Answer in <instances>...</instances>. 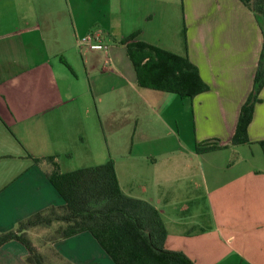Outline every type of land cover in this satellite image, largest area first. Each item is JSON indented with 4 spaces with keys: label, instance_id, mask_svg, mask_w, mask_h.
<instances>
[{
    "label": "crops",
    "instance_id": "crops-1",
    "mask_svg": "<svg viewBox=\"0 0 264 264\" xmlns=\"http://www.w3.org/2000/svg\"><path fill=\"white\" fill-rule=\"evenodd\" d=\"M173 5L167 0H113L104 6L98 0H0L1 231L64 203L47 167L29 155H57L66 171L63 155L81 151L89 153L91 165L112 159L123 192L158 209L167 229L166 249L183 252L196 264H264V153L250 159L251 146L264 140V87L248 128L249 143L231 146L253 87L261 30L240 0H183L186 45L182 37L181 43L167 44L168 29L175 26L167 16ZM136 31V40L186 51L209 89L193 98L149 88L141 92L126 47L108 44ZM90 32L109 45L108 56L80 42ZM78 82L79 93L73 89ZM125 87L135 94L126 97ZM83 91L95 103L82 97ZM186 99L192 125L188 143L181 138L187 133L182 126ZM123 105L134 110L130 142L116 134L109 139L102 120H117ZM141 116L153 119L152 133H138ZM158 127L167 134L157 136ZM213 139L229 147L196 152L197 144ZM203 214L206 225L199 222ZM41 251L73 264H115L88 231ZM27 254L22 243L8 242L0 248V264H28Z\"/></svg>",
    "mask_w": 264,
    "mask_h": 264
},
{
    "label": "trees",
    "instance_id": "trees-1",
    "mask_svg": "<svg viewBox=\"0 0 264 264\" xmlns=\"http://www.w3.org/2000/svg\"><path fill=\"white\" fill-rule=\"evenodd\" d=\"M240 1L254 14L263 45L253 87L241 106L231 146L249 143L248 128L264 87V23L260 18L264 17V0ZM139 32L119 42L126 47L140 88L175 93L181 98H193L209 89L186 51L180 54L136 40ZM183 38L186 45L185 26ZM259 145L264 153V140L259 141ZM227 147L229 145L213 139L197 144L195 149L201 154ZM29 157L35 164L47 167V177L64 203L30 215L19 221L14 229L0 230V248L18 241L28 250V264H54L30 238L31 229L47 228L42 246L88 231L115 264H196L183 252L165 248L167 229L160 212L150 202L123 192L112 159L99 165L63 171L57 155ZM57 264L73 263L60 257Z\"/></svg>",
    "mask_w": 264,
    "mask_h": 264
},
{
    "label": "rangeland",
    "instance_id": "rangeland-1",
    "mask_svg": "<svg viewBox=\"0 0 264 264\" xmlns=\"http://www.w3.org/2000/svg\"><path fill=\"white\" fill-rule=\"evenodd\" d=\"M98 1L101 3L102 6H104L105 4L108 5V4L113 3V0H98ZM167 1L170 2V4L171 3L174 4L171 7L170 12L167 16L170 18L171 22H172V20H175V22H174L175 26L169 27V29H168L169 36L167 37V39H169V41L167 44H170V43L176 44V43H173V41L175 39L178 40L179 43H181V37L183 38V28H184V25L182 24L183 12H182V8H181L182 7L181 2L183 0H167ZM260 18H261L262 22L264 23V17L260 16ZM174 28H175V30H174ZM165 42H166V40H165ZM108 44L111 45L113 48L122 47V44H120V42L115 44L112 40H109V39H108ZM109 45H108V47H109ZM103 53H105V52L103 51ZM66 71L70 77L76 78V74L72 70L69 69ZM79 85L80 84L78 82V84H76L73 87V89L77 93H79L81 90H83V86L81 88V86H79ZM140 90H141V92L148 91V90H144L143 88H140ZM151 91H154V90H151ZM154 92L160 93V95H170L172 97H178L179 96L175 93H170V92L168 93V92H161V91H156V90ZM87 94L88 93H85V91H83L81 93V96L86 97V98L91 97L92 101L94 102V99L92 97L93 95L90 94V96H89ZM134 94L135 93H133L129 87H125L126 97L132 96ZM144 95L146 96V93ZM185 101H186V103H185V109L183 112V114H184L183 120H184V123L186 126L184 127V124L182 126H183V129L184 128L186 129L187 133H186V135H184L182 133L183 135L181 138L183 141L188 143L191 141L190 135L192 134L191 133L192 125H191L190 114H189V111L191 109H190L189 99H186ZM152 102L155 103V106L157 108H159V110L162 108L160 105V102H158V101H152ZM94 103L92 104V108H93L92 112H93V110H95V112H96V105ZM140 103H141L140 109L145 110L147 108V106L145 105L144 101L140 99ZM97 107H99L100 110L102 108V104L99 101H97ZM173 108H175L177 111L178 107H173ZM127 110H128L127 106L123 105L122 108L118 109L117 113L121 114V116L117 120H111V119H105V118L102 119L104 126H105L104 129H105L106 135L108 136L109 139L112 138V134H116V136H119L123 140H126V141L128 140L129 142L132 138H134L136 121L133 120L131 115H130L134 110H133V108H130L129 112ZM187 113H188V118H186V115H185ZM152 120L153 119L150 116H147L146 118L141 116L140 127H139L138 133L140 134L141 131H143V133H149V134L152 133L153 129L150 128ZM156 132H157V136H161V135L165 136L167 134L165 132V130L163 128H160V127L157 128ZM189 133H191V134L189 135ZM251 148H252V152L254 153V155L251 156L250 159H252L253 161H256L259 159V157L263 156V152H262L263 150L259 144H254L251 146ZM244 149H247L246 153L250 152L248 147H246ZM238 158L242 159L241 157H238ZM91 164H93V163L90 161V156H89L88 152H82L81 153V151H74L72 153V155H70V156L63 155V157H62V165H63L64 170H66V171L67 170H75V169L86 167V166H93ZM207 221H208L207 215L203 214V216L199 217V222L201 225H206ZM47 233H48L47 228H33L29 231V236L35 244L41 245V241ZM41 248H42V246H41ZM45 253H47V252L45 251ZM47 255L50 257V261H52L54 264L58 263L57 259L52 257L50 254H47ZM49 257H48V260H49Z\"/></svg>",
    "mask_w": 264,
    "mask_h": 264
},
{
    "label": "built area",
    "instance_id": "built-area-1",
    "mask_svg": "<svg viewBox=\"0 0 264 264\" xmlns=\"http://www.w3.org/2000/svg\"><path fill=\"white\" fill-rule=\"evenodd\" d=\"M80 42L82 44L88 45L90 46L92 49H98V50H103L106 54V56H108V52H109V47L107 44L103 43L100 40V36L99 33L96 32H90L88 33L86 36H84ZM106 64L108 65L109 62H106Z\"/></svg>",
    "mask_w": 264,
    "mask_h": 264
}]
</instances>
